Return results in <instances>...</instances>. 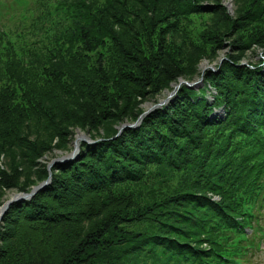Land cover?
Wrapping results in <instances>:
<instances>
[{
    "label": "trees",
    "instance_id": "16d2710c",
    "mask_svg": "<svg viewBox=\"0 0 264 264\" xmlns=\"http://www.w3.org/2000/svg\"><path fill=\"white\" fill-rule=\"evenodd\" d=\"M235 1L231 15L221 0H0V154L42 155L80 124L83 97L123 115L130 108L114 114V99L145 98L151 67L176 61L167 34L212 57L223 45L215 26L241 40L240 56L206 69L200 88L182 85L137 125L91 135L76 158L55 164L50 183L13 201L0 264H228L222 254L244 244L241 224L264 238L254 217L264 192V58L240 59L264 46V0Z\"/></svg>",
    "mask_w": 264,
    "mask_h": 264
},
{
    "label": "rangeland",
    "instance_id": "374dc122",
    "mask_svg": "<svg viewBox=\"0 0 264 264\" xmlns=\"http://www.w3.org/2000/svg\"><path fill=\"white\" fill-rule=\"evenodd\" d=\"M227 2H230L231 5H227ZM221 3L225 6L227 13H230L231 15L236 14L238 5L235 0H221ZM214 29L218 30L217 34L223 38V45L216 51L217 54L213 57L204 53V51H196L193 50V48L187 47L185 44H183V39L176 37L174 34L166 35L167 41L169 43L172 42L174 46L179 49V51H177L179 53L178 57H175L176 61H174L170 60L169 56H166L164 59L162 58L160 62L157 61V65L151 67H154L153 70L155 71L152 72L153 74L149 73V75L153 77L154 82L151 84H141L143 86L141 87L145 88L147 92V98L146 96L145 98L137 96L138 98L136 97V101L134 99V101L130 102L129 106L125 105L127 101L124 99H114L113 104L116 106V108H112L111 110L114 114H116L120 108H130L128 111L126 110V112H123V115L121 114L124 122H119V117H121V115L118 118L115 116H106L104 111L98 110L97 103H93L91 100H87L85 97H83L81 100V103H83L81 106L82 112L79 117L80 124L75 123L67 127V130H65L67 134L65 136L53 137L52 142H48L49 144L47 150L44 151L42 155L37 157H25L16 151V153L13 152L12 155L1 153L0 207L15 195L30 193L34 187L42 184L45 181H49L48 183H50L54 172H58V169H54L55 164L57 162H64L76 158L81 151L82 141L93 142L91 135L103 136L108 133L110 134L116 129H118L117 131L120 132L123 128L132 126L131 124L137 125L146 114L158 107H155L157 104L161 103L163 100H167L165 103H163L166 104L171 98L169 96L170 93L174 91L175 86L178 84H180L181 87L182 85H187V82L194 83L199 81V84L191 88H200L203 85V80L201 82L202 85L200 84V79L203 77L202 74L204 72L202 63L205 62V69H216L217 65L228 54L233 56L241 54L240 52L238 53L235 48V45L241 43L240 37L238 35L234 33L232 34L230 31L228 32L224 28H217L216 26ZM234 39L238 40V43L234 41ZM241 56L242 57H240V59L242 63L260 62L261 59L264 58V46H260V44H254L247 48L245 53ZM149 63L151 64V62ZM138 69L139 70L136 71L142 73L140 68ZM146 73L144 71V74ZM157 83L161 84L156 87ZM211 91L215 92L216 90L212 88ZM208 95L210 96V94ZM129 98L131 97H128L127 100H129ZM149 109L151 111H149ZM140 110L142 112L139 115L138 120L134 123H129L128 119L131 116H134V114ZM216 113L223 116L224 107L218 109ZM82 136H84V138L79 139ZM34 138L36 137L33 136V140H35ZM75 142L78 143V148L75 146ZM65 157H68L69 159L54 162V160L64 159ZM70 157L73 158L70 159ZM175 181L176 179L173 182ZM253 264H264V245L260 252H258V256L253 261Z\"/></svg>",
    "mask_w": 264,
    "mask_h": 264
},
{
    "label": "water",
    "instance_id": "95a60500",
    "mask_svg": "<svg viewBox=\"0 0 264 264\" xmlns=\"http://www.w3.org/2000/svg\"><path fill=\"white\" fill-rule=\"evenodd\" d=\"M202 80H203V77H201V79H200V84H201ZM182 83H184V82H182ZM197 84H199V81H196V82H194V83H188V82H187V85L190 86V87H194V86L197 85ZM201 85H202V84H201ZM201 85H200V86H201ZM179 87H180V84H178L177 86H175L174 91L171 92L169 96L171 97V96H173L174 94H176V93H177V90H178ZM166 101H167V100H163L161 103L157 104L155 107L162 105V104L165 103ZM149 111H150V110H149ZM141 117H142V116H141ZM131 125H134V124H131ZM83 138H84V136L80 137L79 139H83ZM75 143H76L75 146L77 147L78 143H77V142H75ZM77 148H78V147H77ZM77 148H76V150L78 151ZM73 157H74V156H73ZM73 157H70V159L73 158ZM66 159H69V158H68V157H65L64 159H57V160H54V162H57V161H64V160H66ZM54 162H53V163H54ZM48 182H49V181H45V182H43L42 184H40V185L34 187L33 190H32L30 193H26V194H18V195H15L14 197H12L11 199H9V200H8L3 206L0 207V222L2 221L3 215H4V213L6 212V210L8 209V207H9V205H10L11 202H13V201L16 200V199H23V198H28V197L32 196V195H33L38 189H40V188H42L43 186H45L46 184H48Z\"/></svg>",
    "mask_w": 264,
    "mask_h": 264
},
{
    "label": "bare ground",
    "instance_id": "6f19581e",
    "mask_svg": "<svg viewBox=\"0 0 264 264\" xmlns=\"http://www.w3.org/2000/svg\"><path fill=\"white\" fill-rule=\"evenodd\" d=\"M227 5H231L230 4V2H227ZM202 67H203V71H205L206 69H205V62L204 63H202ZM203 84V83H202ZM173 96H171V98H172ZM170 98V99H171ZM150 110V109H149ZM151 111V110H150ZM1 223V222H0Z\"/></svg>",
    "mask_w": 264,
    "mask_h": 264
}]
</instances>
